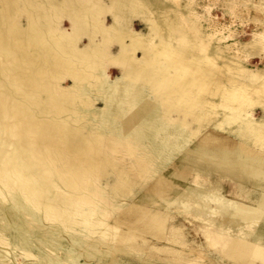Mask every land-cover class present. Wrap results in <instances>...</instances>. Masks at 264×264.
Returning a JSON list of instances; mask_svg holds the SVG:
<instances>
[{"label":"rangeland","instance_id":"rangeland-1","mask_svg":"<svg viewBox=\"0 0 264 264\" xmlns=\"http://www.w3.org/2000/svg\"><path fill=\"white\" fill-rule=\"evenodd\" d=\"M206 54L247 101L178 103L174 58ZM263 80L264 0H0V264H240L225 239L264 249V171L197 147L263 153Z\"/></svg>","mask_w":264,"mask_h":264},{"label":"bare ground","instance_id":"bare-ground-1","mask_svg":"<svg viewBox=\"0 0 264 264\" xmlns=\"http://www.w3.org/2000/svg\"><path fill=\"white\" fill-rule=\"evenodd\" d=\"M130 44H131V42L129 41V43L126 44L125 46H129ZM64 48H65V46L59 47V49H61L62 51L64 50ZM63 52L68 53V54L73 53V52H68L66 50ZM98 58L101 59L100 55H98ZM117 61H118V63H121L124 66V68L127 67L128 76L130 74L129 72L131 70L133 71V69L136 68V67H134V68L131 67L130 66L131 64L128 66V63L126 62V59H124V57L118 58ZM212 61H213V59H211V57L207 54H206L204 59H200V58L195 57V58L189 60L188 63H186V61L184 59L174 58V63H176V66H175L176 69H173V70L175 73L172 76H168L167 78L165 77L166 78L165 80H168L167 83L172 85V87H171L172 92L177 96V100H178L179 104L191 105V107L194 108L197 105V103H204L205 102V101H203V96L205 94H209L210 96L218 95V96H221V98H226V99L227 98L229 99V98L240 97V100L243 103L248 100L249 96H246L247 94H245V91H246V86H244L245 84H242L241 83L242 81L239 82L238 80H236L232 76L231 77L227 76V75L224 76L223 75L224 72L221 74V72L219 71L220 72V74H219L218 71H215L216 67L212 66L213 65V63L211 64ZM157 75H158V77H160L159 73L156 74V77H157ZM250 75H253L256 78H258L261 74L257 75V74H255V72H251ZM130 79H131V77L128 78L129 81H130ZM163 80L164 79L161 80V85L164 82ZM157 82L159 83V81H157ZM58 86H59V83H58ZM62 89H64V88H62ZM133 89L134 90L131 93L127 94L126 103H127L128 107L126 109H123V110L121 109V112H122L121 117L125 116L124 118L127 119L128 122H130V123H132L131 121H134V120L139 119L141 117V110L143 109L142 106L140 105V102L142 101L140 99L141 89H139L136 86H134ZM261 90L264 93V80L261 83ZM145 105H147L148 108L154 107L153 105H149L148 103ZM160 111H162V110H160ZM160 111L157 113H160ZM205 112H207L206 108H205ZM150 113H152V111H150ZM154 113H155V110H154ZM158 115H160V114H158ZM156 116H157V114H156ZM169 116H170V114H169ZM102 118H103L102 120L103 121L105 120V122H106L107 121L106 119H109V115L104 114V116ZM167 121L169 122L168 118H167ZM165 122H166V120H165ZM168 122H167V124H168ZM123 123H125V122H123ZM133 127H135V126H133ZM138 127H140V126H138ZM113 128H115V127H113ZM113 128L111 126L110 130ZM120 128H121V126H120ZM122 128H123V124H122ZM135 128H137V127H135ZM126 129H127V127H126ZM132 130L133 129H129V132H128V130H126L127 134H128L127 141H129L130 144L131 143L133 144L135 142V140L136 141L139 140V138H134V135L136 134V132L134 134V132ZM136 130H138V129H135V131ZM163 131L165 133L166 130H163ZM117 132H118V130H116V129H115V131H113V133H115V135ZM125 133L126 132H124V134ZM138 134H136L135 136L138 137ZM158 137H160V136H158ZM129 142H127V143H129ZM109 144H111V143H109ZM255 144H258L260 146L261 151H263V153H259L256 151H249V150H247V151L238 150L237 151L236 146H235V148H233V146H231V145L229 147V145L226 143V141H224L222 139L218 141L216 139L213 140L211 138H206L204 140V142L202 141V142L198 143L197 147L205 150L206 152H208L212 155L222 156V157H225L228 159H235V160L239 161L243 171H245L247 173L248 172L257 173L260 171H264V134L261 137H257ZM99 148L100 147H98L96 150H95V148L92 150V153H91L92 157H95V155L99 154V152H100ZM126 148L129 149L127 147V145H126ZM139 149L144 151L147 148L145 145L140 144ZM135 150H136V147L132 146V148H130V153H135V152L137 153V151H140V150H136V151ZM140 155H141V157H140L139 163L144 167L146 165V164L144 165V163L147 162L148 159H146V157L142 158L143 154H140ZM94 161H96V160L91 159L89 162H90V164H94L95 163ZM215 181H217V180H215ZM215 181H213V182L215 183ZM190 197L195 198L194 196H190ZM29 207L31 210L35 209V207H33V206H29ZM214 210H215V208H214ZM91 218L92 217H88V219L90 221H93V220H91ZM205 218H206L205 220H203L202 222H200L198 224V227L202 226L203 229H205V230L211 229V230L215 231V228L217 225L224 223L226 221L225 215H222V214L219 216H216V217L208 216ZM253 234H254V232H253ZM225 241H226L227 245H225L226 247L224 249V254L226 256H228L229 258L230 257L233 258L235 256V257H238L239 259H242L243 262L240 264H253L252 263L253 261L248 260V257H250V255L257 253V252L258 253H260L262 251L264 252V249L260 245V243L262 242L260 238L254 240V245H255L254 247H251L248 245L245 246L243 243H239V242H236L234 240L232 241L231 239H229V240L225 239ZM103 244H107V243H103Z\"/></svg>","mask_w":264,"mask_h":264}]
</instances>
